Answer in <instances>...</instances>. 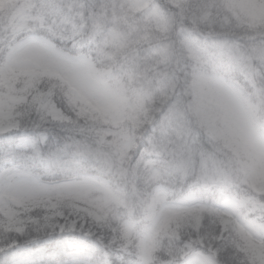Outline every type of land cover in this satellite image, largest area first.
<instances>
[{
  "label": "snow or ice",
  "instance_id": "snow-or-ice-1",
  "mask_svg": "<svg viewBox=\"0 0 264 264\" xmlns=\"http://www.w3.org/2000/svg\"><path fill=\"white\" fill-rule=\"evenodd\" d=\"M0 264H264V0H0Z\"/></svg>",
  "mask_w": 264,
  "mask_h": 264
}]
</instances>
